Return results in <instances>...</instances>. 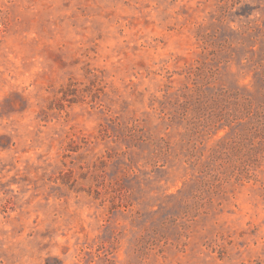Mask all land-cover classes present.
Masks as SVG:
<instances>
[{
  "label": "rangeland",
  "instance_id": "obj_1",
  "mask_svg": "<svg viewBox=\"0 0 264 264\" xmlns=\"http://www.w3.org/2000/svg\"><path fill=\"white\" fill-rule=\"evenodd\" d=\"M0 264H264V0H0Z\"/></svg>",
  "mask_w": 264,
  "mask_h": 264
}]
</instances>
